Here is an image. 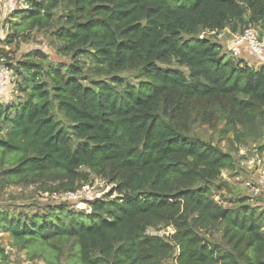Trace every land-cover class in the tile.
Here are the masks:
<instances>
[{
  "label": "trees",
  "instance_id": "1",
  "mask_svg": "<svg viewBox=\"0 0 264 264\" xmlns=\"http://www.w3.org/2000/svg\"><path fill=\"white\" fill-rule=\"evenodd\" d=\"M24 5L12 17L28 32L52 28L63 9L53 35L71 61L53 66L34 51L12 66L21 95L0 104V178L58 182L44 189L51 193H76L96 178L116 196L88 201V212L35 204L32 213L0 212V232L47 264H264L263 211L248 198L228 206L219 199L222 172L236 167L235 157L192 134L199 120L223 121L222 132L239 143L264 135V65L226 58L220 45L195 37L264 29V0ZM126 71L139 82L125 83ZM169 228L165 237L147 234Z\"/></svg>",
  "mask_w": 264,
  "mask_h": 264
},
{
  "label": "rangeland",
  "instance_id": "2",
  "mask_svg": "<svg viewBox=\"0 0 264 264\" xmlns=\"http://www.w3.org/2000/svg\"><path fill=\"white\" fill-rule=\"evenodd\" d=\"M25 0H2L0 7V48L1 53L7 55L9 66H14L18 61H22L26 56L31 55L34 51H41L47 55V62L53 66L70 64L71 58L69 55H64L57 43L53 33L58 24L62 23L59 15H63V9L58 10L55 14L57 22L52 28L43 31H25L23 25H16L17 19L12 17V13L18 8H24ZM254 26V27H253ZM257 34L263 35L264 29L260 25H251ZM243 31V30H242ZM221 34L215 32H206L199 30L195 37L206 38L210 41L217 43L222 47V53L226 58H235L230 51L233 46V35L230 30L226 28ZM12 39L11 44H7V40ZM239 59L247 62L249 66L259 67L264 65V61L249 54L244 49L238 56ZM91 62L87 61L84 70L91 66ZM14 72V71H13ZM13 76L16 78L15 85L11 88H5L0 96V104H11L17 101L20 97L19 90L15 87L18 83L15 73ZM120 76L125 83L137 84L139 82L135 72L126 71ZM91 81H106L105 76L98 75L97 73H87L86 78ZM54 113L61 120L64 126H68V122L64 120L60 113L54 109ZM224 122L220 124H212L200 122L195 120L192 124V134L197 135L205 141L218 145L222 150L231 152L236 159V167L233 170H224L219 180L220 194L223 200V205L228 206L230 201L236 199L248 198L251 207H254L257 212L263 211L264 213V185L257 184L259 173L256 169L264 166V135L261 132L259 136H249L245 138V142L240 143L235 140L233 133H223ZM242 129L239 128L241 133ZM260 147V153L255 154L256 148ZM260 158L259 165H251L252 168H245L243 165L242 156L248 157L247 161ZM245 161V162H247ZM262 162V163H261ZM250 183L251 186H247ZM58 182L48 180L45 182L28 183L20 185H12L4 183L0 178V212H14L18 213L21 208H27L28 213L37 211L32 205H37L41 210H46L48 206L53 207L56 205H66L68 209L74 211H89L87 202L95 198L101 197H115L113 193L114 186L106 181L94 178L92 181L85 183L79 188L76 193L79 194L78 198H69V194L65 192L51 193L46 192L48 186H55ZM252 186L258 189L257 194H253ZM251 187V188H250ZM251 197V199H250ZM218 200V197H216ZM172 229L163 231L148 230L147 234L157 236H168ZM220 234L212 233V240L219 241ZM0 249L4 252V258H0V262L6 264H47L44 258L32 256L29 247L21 248L13 242V239L8 233L0 232ZM50 255L48 251L44 254ZM50 259V257H48Z\"/></svg>",
  "mask_w": 264,
  "mask_h": 264
},
{
  "label": "built area",
  "instance_id": "3",
  "mask_svg": "<svg viewBox=\"0 0 264 264\" xmlns=\"http://www.w3.org/2000/svg\"><path fill=\"white\" fill-rule=\"evenodd\" d=\"M221 33H218V35ZM233 35V42L232 47L230 48L231 54L234 57H238L241 53V49H244L249 54L261 59L264 61V34L258 35L257 32L251 27H246L241 33H235ZM13 69L9 66V63L7 61V55L1 53L0 48V96L3 93V90L5 88L10 89L11 85H15L14 81L16 78L13 76ZM260 158L256 155L255 159H252L251 161H247L246 165L248 167L252 168L251 165H259ZM262 163V162H261ZM256 169L259 173V177L257 180V184L264 185V166L261 168H253ZM247 186H251L250 183L247 184ZM251 188V187H250ZM252 192L253 194L258 193V189L252 186ZM69 195L67 197L71 198H78L79 194L77 193H68Z\"/></svg>",
  "mask_w": 264,
  "mask_h": 264
}]
</instances>
